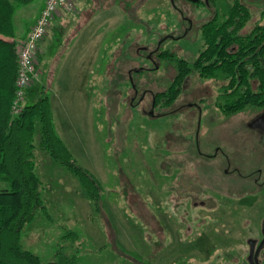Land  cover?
Here are the masks:
<instances>
[{
	"label": "rangeland",
	"instance_id": "obj_1",
	"mask_svg": "<svg viewBox=\"0 0 264 264\" xmlns=\"http://www.w3.org/2000/svg\"><path fill=\"white\" fill-rule=\"evenodd\" d=\"M244 1L251 4L249 27L264 23V0ZM75 2L77 11L59 16L64 24L76 25L83 5L94 2L95 12L101 7L94 0ZM117 2L123 15L67 29L55 56L39 49L41 77L26 91V103H32L42 86L50 88L56 131L77 162L100 180L101 206L95 209L80 179L41 147L38 131L34 160L47 212L26 225L22 244L43 261L54 260L64 245L83 264H248L247 239L258 238L264 223V200L252 199L248 207L246 196L253 114L246 109L227 115L219 107L230 97L224 74L206 79L192 72L173 104L152 106V93L176 74L174 63L157 53L196 58L204 46L202 24L215 15L225 20L233 0ZM150 51L158 68L136 71L152 66ZM189 132L199 152L214 153L220 146L231 164L222 152L209 157L210 163L198 159L187 166L185 150L181 160L171 158L167 145ZM212 174L222 177L219 189L209 188ZM185 177L189 191L183 197ZM201 200L207 204L191 205ZM68 231L77 236L64 238Z\"/></svg>",
	"mask_w": 264,
	"mask_h": 264
},
{
	"label": "trees",
	"instance_id": "obj_2",
	"mask_svg": "<svg viewBox=\"0 0 264 264\" xmlns=\"http://www.w3.org/2000/svg\"><path fill=\"white\" fill-rule=\"evenodd\" d=\"M34 1L0 0V34L15 37L14 15L17 8ZM250 18L251 4L244 0H233L225 20L219 22L215 15L202 24L204 46L193 60L177 58L174 53L162 51L163 44L159 45L157 50H161L158 56L171 60L176 74L166 88L152 93V106L159 110L173 104L181 93L184 80L192 72L206 79L225 75L230 97L219 107L227 115L264 105V23L249 27ZM247 24L248 30L243 31ZM17 51V41L0 38V183L4 184L0 187V264H83L77 255L68 254L64 245L57 248L54 260L43 261L22 244L26 225L33 221L38 212H47L42 197V182L34 160L38 131L41 134V147L80 179L97 210L101 206L103 186L89 169L77 162L56 131L51 93L47 85L42 86L36 100L26 103L19 114H13ZM197 143L196 135L192 137L189 132L188 137L168 144L166 151L171 158L173 155L181 160V153L185 150L191 158L182 159L186 161V166L190 161L199 162L198 159L210 163L207 161L209 157L199 152ZM219 169L222 168L217 167V171ZM75 236V231H68L64 238Z\"/></svg>",
	"mask_w": 264,
	"mask_h": 264
},
{
	"label": "flooded vegetation",
	"instance_id": "obj_3",
	"mask_svg": "<svg viewBox=\"0 0 264 264\" xmlns=\"http://www.w3.org/2000/svg\"><path fill=\"white\" fill-rule=\"evenodd\" d=\"M197 2L199 0H189ZM205 3H209V0H204ZM189 25L191 24V21L188 19ZM178 37H181V35H177ZM162 44V39L158 42V46ZM149 59L153 63L150 67H141L139 69H136V71L139 70H152L158 68V58L153 57V52L150 51L149 53ZM158 55V54H157ZM130 80L133 83L132 77L130 75ZM133 86L134 83H133ZM138 94L137 89H135V95ZM145 93H143L137 103L141 102L144 99ZM135 97H133L134 99ZM153 102H155V98L153 97ZM248 111H250L251 118L248 120V193L246 196H248V207L253 202V200H257L256 203H259L264 200V105H259L255 107H248ZM152 112V111H151ZM258 137V138H257ZM256 138V139H255ZM257 140V141H256ZM198 141V140H197ZM263 142V143H261ZM198 148H200V143L198 141ZM210 146V144H208ZM222 152L224 158L227 161V164H231V159L228 157L227 153L220 147L215 146L214 147V153H206L201 151L200 153L208 156V157H214L217 155V153ZM235 172L240 173V170L238 167H235ZM229 169H225V174H229ZM212 177V176H211ZM209 177V178H211ZM211 180L208 181L209 188H215L219 189L220 184L219 181L222 180L221 176H214ZM226 188V187H225ZM189 183L187 180V177H185L182 181V196H186V193L189 191ZM214 190V189H212ZM226 192H231L226 189ZM253 199V200H252ZM207 204V201L201 200V201H192V206H203ZM187 205H189V200H187ZM248 245H249V254H248V264H264V223L261 228V234L258 238H248L247 239Z\"/></svg>",
	"mask_w": 264,
	"mask_h": 264
},
{
	"label": "built area",
	"instance_id": "obj_4",
	"mask_svg": "<svg viewBox=\"0 0 264 264\" xmlns=\"http://www.w3.org/2000/svg\"><path fill=\"white\" fill-rule=\"evenodd\" d=\"M75 0H45L44 7L31 27L28 35L17 41L18 69L16 93L12 103L13 114H19L26 104V91L40 80L38 52L53 21L64 14L76 11Z\"/></svg>",
	"mask_w": 264,
	"mask_h": 264
},
{
	"label": "crops",
	"instance_id": "obj_5",
	"mask_svg": "<svg viewBox=\"0 0 264 264\" xmlns=\"http://www.w3.org/2000/svg\"><path fill=\"white\" fill-rule=\"evenodd\" d=\"M36 1L29 3L27 5L20 6L17 8L15 15H14L16 36L10 38V37H6V36L0 34V38H4V39H8V40L14 39L15 41H20L28 35L31 27L33 26L36 19L40 15V13L44 7V4H45V0H41L40 2H36ZM77 1H79V0H77ZM94 1H96V3L101 4V7L99 8V10H97V12L92 10V8L94 9L96 7V4L94 2H91V4L89 5L88 8H86L87 6L83 5L82 6L83 8L78 10V12L80 11L79 14H83V15H80L81 18L79 19V21H77L76 25L70 26L69 25L70 23L64 24L65 20H63V19L65 17H63V19H61L59 17L53 21V23L51 24L52 27L50 28V30L47 33L48 35H46V37L40 43L39 49L41 50V55L45 56L48 54L51 57L55 56L56 52H58V50H60V43L64 39L63 34L65 33V31L69 28L76 27L81 22L83 23V25L89 24L91 22H94V23L97 22L98 23V22H101V20H100L101 17H107L111 14H114L112 16H118L119 13L121 15L124 14L122 12L123 10H120V7L117 6V4H118L117 0H116V3H114L115 1L113 2V0H106L105 5H102L101 0H94ZM102 2H103V0H102ZM90 12H91V14H90ZM84 13H85V15H84ZM92 14H94V15H92ZM16 17H18V21L16 20ZM88 17H90L89 20H88ZM97 17L99 18V20H97L98 19ZM84 20H86V21H84ZM69 22H71V21H69ZM53 116H54V111H53ZM55 128H56V126H55Z\"/></svg>",
	"mask_w": 264,
	"mask_h": 264
},
{
	"label": "water",
	"instance_id": "obj_6",
	"mask_svg": "<svg viewBox=\"0 0 264 264\" xmlns=\"http://www.w3.org/2000/svg\"><path fill=\"white\" fill-rule=\"evenodd\" d=\"M151 113H153V111Z\"/></svg>",
	"mask_w": 264,
	"mask_h": 264
}]
</instances>
